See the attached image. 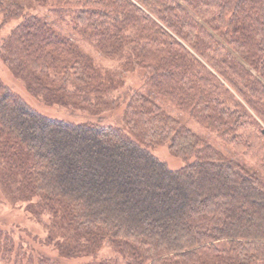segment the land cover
<instances>
[{"label": "trees", "instance_id": "obj_1", "mask_svg": "<svg viewBox=\"0 0 264 264\" xmlns=\"http://www.w3.org/2000/svg\"><path fill=\"white\" fill-rule=\"evenodd\" d=\"M27 2L139 72L147 93L115 95L93 56ZM0 13V27L20 19L0 58L30 95L122 112L121 126L49 118L0 78V191L43 225L44 244L67 259L114 254L95 264H264V0H0ZM164 143L185 166L151 153ZM23 235L0 226V264H61Z\"/></svg>", "mask_w": 264, "mask_h": 264}, {"label": "rangeland", "instance_id": "obj_2", "mask_svg": "<svg viewBox=\"0 0 264 264\" xmlns=\"http://www.w3.org/2000/svg\"><path fill=\"white\" fill-rule=\"evenodd\" d=\"M26 9L30 14L46 19L49 23L52 22L53 26L58 28L63 34L67 35L68 38L74 41L79 47H81L86 53L93 56L95 63L98 68L107 75L111 76L117 82V90L115 95H122L125 91L140 90L146 92V87L142 85L141 75L139 72H125L116 61L105 57L101 52L96 50L92 43L82 39L77 33L71 31L68 27L59 24L56 21H52L46 15V9L34 6L32 3H26ZM1 13H0V24H1ZM20 21V19H13L7 24L0 27V42L8 35L10 30ZM0 78L2 82L8 86L12 91L18 94L30 107L38 111L44 116L53 119H60L74 123L89 122L98 123L101 125H112L121 126L120 115L122 112L120 107L114 111H109L103 115L93 116L89 115L81 110L71 109L70 107H62L58 105H49L44 103L40 98L34 97L28 93L24 83L17 77H15L8 67L3 63L0 58ZM155 98L163 108L169 110L174 116L179 118L183 124L189 127L196 134L203 137L207 142L212 144L214 147L222 151L223 153L232 156L239 164L246 167L250 171L257 174L255 167L252 163L244 159L242 156L235 154L230 147L224 144L216 135L205 130L201 125L193 121L188 115L180 113L176 108L170 105L159 97ZM151 153L159 160L165 162L170 169H180L187 161L173 155L167 146V143L162 145L150 147ZM191 159H189L190 161ZM263 175L262 173H260ZM264 176V175H263ZM46 221V219H44ZM0 226L6 229H11L16 235L23 233H29L31 236L36 237L37 240L30 242V247L34 249L36 253H40L46 256H50L53 259L59 261L61 264H95L101 259L113 257L114 254L108 247H103L97 254V260L91 258H78V259H67L58 257L56 251L43 243L46 237L45 228L41 223L36 222L32 217L26 214L23 207L12 206L5 196L0 191ZM26 231V232H23ZM24 236V235H23Z\"/></svg>", "mask_w": 264, "mask_h": 264}]
</instances>
